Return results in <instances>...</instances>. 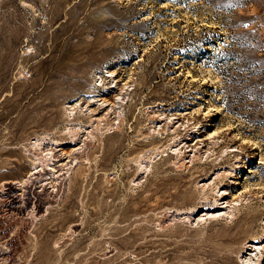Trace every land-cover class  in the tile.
Wrapping results in <instances>:
<instances>
[{
	"label": "rangeland",
	"instance_id": "374dc122",
	"mask_svg": "<svg viewBox=\"0 0 264 264\" xmlns=\"http://www.w3.org/2000/svg\"><path fill=\"white\" fill-rule=\"evenodd\" d=\"M253 238L264 0H0V264H264Z\"/></svg>",
	"mask_w": 264,
	"mask_h": 264
},
{
	"label": "bare ground",
	"instance_id": "6f19581e",
	"mask_svg": "<svg viewBox=\"0 0 264 264\" xmlns=\"http://www.w3.org/2000/svg\"><path fill=\"white\" fill-rule=\"evenodd\" d=\"M14 33V35H15V31L13 32ZM11 36H13L12 34H11ZM11 36H10V39H11ZM15 36H13V38H14ZM9 39V38H8ZM15 39V38H14ZM12 41H13V39H12ZM9 42V41H8ZM15 43V42H14ZM12 44V43H11ZM10 44V45H11ZM12 45H14V44H12ZM12 48H14V47H12ZM73 143V142H72ZM55 145H57V144H55ZM67 156V155H66ZM69 156H71V154H69ZM56 157V156H55ZM58 160V159H57ZM60 160V159H59ZM55 164V163H54ZM194 213V212H193ZM227 213H230V212H227ZM243 219H245V220H253L252 218H243ZM250 220V221H251ZM250 221H248L247 223L248 224H250ZM244 232V231H243ZM249 243H251L250 245L252 246V245H254V246H257L256 248L255 247H253V249H250V251H252L253 252V250H255V249H258L259 250V248L260 247H262V249H264V246H262L261 244V242H259L256 238H253V239H251V241H249ZM246 245V244H245ZM247 246V245H246ZM249 246V245H248ZM248 249V248H247ZM261 249V248H260ZM250 254V253H249ZM251 256V255H250ZM247 259H249V258H247ZM247 259H246V261H247ZM253 261V260H252ZM245 262V261H244ZM245 264V263H244Z\"/></svg>",
	"mask_w": 264,
	"mask_h": 264
}]
</instances>
